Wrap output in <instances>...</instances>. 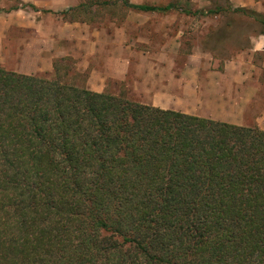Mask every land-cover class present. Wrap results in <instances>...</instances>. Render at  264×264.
<instances>
[{
	"label": "trees",
	"instance_id": "trees-1",
	"mask_svg": "<svg viewBox=\"0 0 264 264\" xmlns=\"http://www.w3.org/2000/svg\"><path fill=\"white\" fill-rule=\"evenodd\" d=\"M65 61L0 65V264H264V130L90 90Z\"/></svg>",
	"mask_w": 264,
	"mask_h": 264
},
{
	"label": "crops",
	"instance_id": "crops-1",
	"mask_svg": "<svg viewBox=\"0 0 264 264\" xmlns=\"http://www.w3.org/2000/svg\"><path fill=\"white\" fill-rule=\"evenodd\" d=\"M83 2L84 0H0V65H3L2 60L10 56L5 53L8 47L6 39L14 43L18 40L16 33L20 32L26 35V39L22 44V54L17 58L37 61L25 64V68L14 70L16 72L32 75L38 71H51L53 60L65 55L82 59V68L86 60L89 64L101 57L105 47L103 42L108 40V37L104 39L106 34L96 31L85 21H64L62 16L58 18V13L75 8ZM130 2L136 5H153L144 4L143 0ZM231 2L235 7L247 6L258 13L264 8V3L259 0ZM31 6L37 9L34 10ZM153 15H158V12L128 8L122 22L128 25L134 21L137 24V17ZM57 19H60L58 29H50V22ZM125 32L126 29L117 27L113 34L123 37ZM61 39L74 42V51L78 53L64 54V51L58 50L57 44ZM112 40L117 42L114 49H105V60L110 65L109 73L117 82L130 78L133 87L128 90L138 97L135 101L264 130V33L252 35L248 47L228 59L222 61L207 55L192 54L180 69L176 68L174 59L169 60L167 53H158L149 60L141 52L139 59L133 60L119 38ZM101 63L98 61L89 75V89L96 92H104L106 87L105 82L102 88L98 87L97 74L102 73L100 68L104 66Z\"/></svg>",
	"mask_w": 264,
	"mask_h": 264
},
{
	"label": "rangeland",
	"instance_id": "rangeland-1",
	"mask_svg": "<svg viewBox=\"0 0 264 264\" xmlns=\"http://www.w3.org/2000/svg\"><path fill=\"white\" fill-rule=\"evenodd\" d=\"M105 1L108 2V5L103 4ZM259 1L264 3V0ZM143 3H150L155 6H166L174 3L177 5V9L166 13L158 12V15H153L152 17L139 16L137 17V24L133 21L128 25L122 22L123 16L128 8L123 5L121 0H84L82 4H85L87 8L71 12L67 16L58 13V18L62 16L63 18L61 19L64 21H85L92 28L96 29V31L106 34L104 39L108 37V40L103 42L105 47H103L101 57L93 61L90 60L92 62L89 64H87L86 60L83 68L80 67V63L82 64L80 61H83L82 59L65 55L53 60V69L51 71H38L36 74L52 75L55 62L60 61V59H67L68 61H65L64 64H69L71 67L69 73L70 80L73 83L89 88V75L94 67H96V64H98V61H100L104 66L100 68L102 73L100 75L97 74L98 87L102 88L103 82H105L106 87L104 92L111 91L118 94L120 91L125 92L128 88H132L133 82L130 78L127 81L117 82L116 79H113L112 74L109 73L108 66L110 65L105 60V49H114L117 42H114L112 38H119V41H122V44L127 47L126 53L133 60L139 59L141 52L147 55L149 60L151 56L154 58L158 53H167L169 60L174 59L176 68L180 69L187 61L188 56L192 54L196 56L207 55V57L222 61L228 59L248 47V42L246 43L245 40H242L239 44L237 43L235 48H230L231 46L228 41L233 40L235 36L247 33L254 34V31L264 29L260 23L250 17L243 16L242 14L234 15L232 12L227 11L230 6L235 7L231 0H143ZM219 8L223 9L221 13L209 16L199 14L189 15L184 11L190 10L191 12H196L198 10H216ZM235 8L252 10L247 6L241 5ZM262 10L260 14L264 17V8ZM58 22H60V19L50 22V29L54 28L57 30L60 25ZM228 24H231V26H228ZM117 27L126 29L123 37H118L117 34L116 36L113 34ZM257 32H255V35H257ZM16 37L18 40L14 43L11 40L8 42V39H6L5 43L8 47L5 53L10 56L2 60L4 66L1 65L13 71L21 69L22 67L25 68V64L37 61L35 59L17 58L22 54V44L24 39H26V35L20 32L16 33ZM57 45V49L64 51V54L67 52H75L74 42L63 39ZM237 47L238 49H236ZM165 58L166 55H164V60ZM128 94L131 98L138 99L135 93Z\"/></svg>",
	"mask_w": 264,
	"mask_h": 264
}]
</instances>
